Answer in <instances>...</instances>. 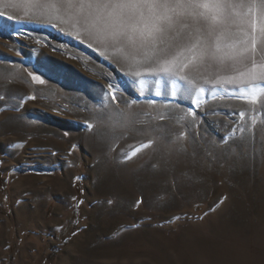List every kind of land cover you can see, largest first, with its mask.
<instances>
[{
  "label": "rangeland",
  "instance_id": "rangeland-1",
  "mask_svg": "<svg viewBox=\"0 0 264 264\" xmlns=\"http://www.w3.org/2000/svg\"><path fill=\"white\" fill-rule=\"evenodd\" d=\"M245 11L113 47L61 0H0V264H264V82L240 58L261 46L258 3ZM161 48L178 75L145 71Z\"/></svg>",
  "mask_w": 264,
  "mask_h": 264
},
{
  "label": "snow or ice",
  "instance_id": "snow-or-ice-1",
  "mask_svg": "<svg viewBox=\"0 0 264 264\" xmlns=\"http://www.w3.org/2000/svg\"><path fill=\"white\" fill-rule=\"evenodd\" d=\"M39 2L40 0H37V3ZM61 3L78 9L77 22L86 30L100 26L105 38L113 47H136L138 39L141 44L146 40L164 43L170 33L176 32L177 36L180 35L177 25L180 28L189 26L186 18H191L199 24L197 32L211 36L213 32L227 29L234 22L233 10L238 5L246 9L243 15L247 16L253 12V5L258 3L261 46L257 49L256 39L253 38L251 55L245 56L242 53L240 58L242 62L251 63V80L264 82V71H255L257 56L264 59V0H61ZM252 23L255 34L256 21L253 20ZM180 46L183 45L178 43L177 47ZM244 51L247 52V48ZM168 54L167 48H161L159 54L145 66V71L154 76L178 75V70L169 66L166 59ZM260 67L264 68V64ZM134 74L139 76L140 72L136 71ZM33 79L39 80V77L33 76ZM188 83L191 84L190 81ZM191 90L190 88L189 91ZM200 91L204 89L201 88ZM88 127L91 128V125ZM108 203L111 204L112 201Z\"/></svg>",
  "mask_w": 264,
  "mask_h": 264
},
{
  "label": "trees",
  "instance_id": "trees-1",
  "mask_svg": "<svg viewBox=\"0 0 264 264\" xmlns=\"http://www.w3.org/2000/svg\"><path fill=\"white\" fill-rule=\"evenodd\" d=\"M77 188L79 189V192H80V195H81L82 190H81V181L80 180L77 181ZM77 208H78V206L77 207L75 206V208H74V214H76Z\"/></svg>",
  "mask_w": 264,
  "mask_h": 264
},
{
  "label": "bare ground",
  "instance_id": "bare-ground-1",
  "mask_svg": "<svg viewBox=\"0 0 264 264\" xmlns=\"http://www.w3.org/2000/svg\"><path fill=\"white\" fill-rule=\"evenodd\" d=\"M0 19L4 20L2 17H0ZM5 22V21H4ZM7 22V21H6Z\"/></svg>",
  "mask_w": 264,
  "mask_h": 264
},
{
  "label": "water",
  "instance_id": "water-1",
  "mask_svg": "<svg viewBox=\"0 0 264 264\" xmlns=\"http://www.w3.org/2000/svg\"><path fill=\"white\" fill-rule=\"evenodd\" d=\"M63 37H65V36H63ZM72 40V39H71ZM72 41H74V40H72ZM75 42V41H74Z\"/></svg>",
  "mask_w": 264,
  "mask_h": 264
}]
</instances>
